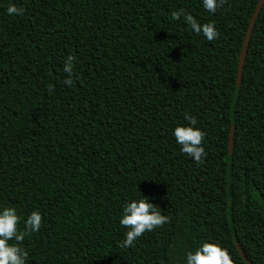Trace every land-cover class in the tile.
I'll use <instances>...</instances> for the list:
<instances>
[{
	"label": "trees",
	"instance_id": "obj_1",
	"mask_svg": "<svg viewBox=\"0 0 264 264\" xmlns=\"http://www.w3.org/2000/svg\"><path fill=\"white\" fill-rule=\"evenodd\" d=\"M257 1L0 0V206L20 231L42 217L9 242L26 264H185L206 241L264 264V3L237 88ZM179 9L218 38L172 20ZM185 115L205 133L199 163L171 135ZM140 196L168 222L121 247L122 207Z\"/></svg>",
	"mask_w": 264,
	"mask_h": 264
},
{
	"label": "clouds",
	"instance_id": "obj_2",
	"mask_svg": "<svg viewBox=\"0 0 264 264\" xmlns=\"http://www.w3.org/2000/svg\"><path fill=\"white\" fill-rule=\"evenodd\" d=\"M223 0H201L202 7L209 13H215L222 5ZM9 15H20L23 9L10 3L6 9ZM183 17L186 24L197 35H202L206 40L218 38V31L212 23L201 24L193 15L179 9L171 12L172 20ZM76 57L69 55L63 64L66 74L64 85L73 84L74 61ZM187 124L177 125L171 132L181 153L199 163L206 155L203 139L205 133L195 125V117L185 115ZM168 216L163 215L148 197L140 196L128 200L122 207L119 224L126 229L121 247H130L146 231L162 226L168 222ZM20 217L12 207L0 206V264H26L27 252L18 243L29 232L35 233L41 227L42 217L38 210L32 211L24 220V231L18 229ZM185 264H233L229 252L217 242H203L194 250L185 253Z\"/></svg>",
	"mask_w": 264,
	"mask_h": 264
},
{
	"label": "water",
	"instance_id": "obj_3",
	"mask_svg": "<svg viewBox=\"0 0 264 264\" xmlns=\"http://www.w3.org/2000/svg\"><path fill=\"white\" fill-rule=\"evenodd\" d=\"M263 3H264V0H258L257 1V4L255 6V9H254L252 15H251L249 25H248L246 33H245V37L243 40V46H242L241 51H240L238 68H237V88L240 87L241 82H242L243 66H244L246 48H247V45L249 42V38H250V35L252 32L253 26L255 24L256 18L259 14V10L262 7ZM233 132H234V128L232 127L230 129V133H229V145H230V147H232V145H233ZM241 255L244 257L243 254H241Z\"/></svg>",
	"mask_w": 264,
	"mask_h": 264
}]
</instances>
